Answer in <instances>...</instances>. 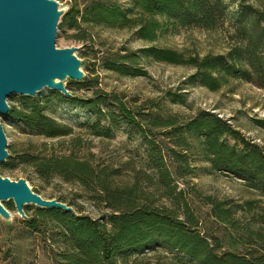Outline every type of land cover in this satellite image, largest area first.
I'll return each instance as SVG.
<instances>
[{"label":"trees","instance_id":"16d2710c","mask_svg":"<svg viewBox=\"0 0 264 264\" xmlns=\"http://www.w3.org/2000/svg\"><path fill=\"white\" fill-rule=\"evenodd\" d=\"M235 1L239 7L236 33L240 38L225 53L185 54L150 44L123 54H101L97 62L120 75L145 74L136 68L141 59L186 66L191 73L185 83L210 91H216L230 79L264 88V0L256 5L250 0ZM129 2V7L124 8L113 0H85L79 8L74 1L59 27L79 29L81 22L111 28L135 25L137 37L151 43L162 26L215 30L223 25L227 15L223 0ZM96 86L84 77L80 82H66L70 96L49 89L34 97L20 96L1 117L24 132L45 139L69 136L73 126L49 113L53 104L63 103L83 108L104 120L105 125L100 121L86 123L92 135L110 137L114 129L124 124L141 137L143 157L137 168L133 164V182L124 186L113 184L120 174L118 168L81 159L73 151L39 156L33 154L31 143L18 154L8 151L9 156L0 164L2 169L12 170L24 164L33 168L41 180L58 177L65 183L77 184L107 210L101 218L92 219L82 215L71 202L57 197L77 214L52 208L38 209L40 218L27 217L24 222L32 234L62 248L52 253L54 259L62 264H264V205L255 199L233 202L205 196L203 202L209 214L223 226L217 234L207 233L187 197L184 177L192 169L188 148L183 146L189 144L185 134L195 139L200 155L213 172L240 179L264 198L261 147L243 137L226 120L204 110L179 125H175L173 115L146 124L142 113L129 109L117 95ZM82 90H90L91 95L79 94ZM165 95L172 103H185L181 93L168 90ZM253 122L264 129V119ZM154 127L165 129L156 133ZM45 217L56 225L48 233L44 229L48 222Z\"/></svg>","mask_w":264,"mask_h":264},{"label":"rangeland","instance_id":"374dc122","mask_svg":"<svg viewBox=\"0 0 264 264\" xmlns=\"http://www.w3.org/2000/svg\"><path fill=\"white\" fill-rule=\"evenodd\" d=\"M61 5L70 6L74 1L82 8L85 0H58ZM124 8L129 7L130 0H113ZM227 6V15L222 26L215 30H204L196 27L170 28L162 26L157 37L151 43L139 39L136 27H106L94 23L81 22L79 29L60 28L58 25L55 39L56 47H76V54L83 61L85 77L96 84L99 89L117 95L126 102L129 109L135 108L142 113L148 124L149 121H159L158 117L174 116L176 124H182L186 119L200 110L213 112L226 120L243 137L261 147L264 153V129L254 124V119H264V88L241 79H230L227 84L216 91H210L202 86L187 85L185 83L191 69L182 65H171L149 59H141L136 68L144 71L143 75H120L102 68L97 57L106 53L123 54L134 51L146 45L172 48L185 54L197 53H225L240 38L236 33L235 17L239 7L235 0H223ZM256 5L259 0H250ZM136 19V18H135ZM171 90L181 93L185 103H172L165 95ZM47 91L42 89L34 96ZM90 96V90L78 91ZM33 96V97H34ZM20 95L7 96L9 106L17 103ZM49 113L62 123L73 126V134L59 138L45 139L35 134L24 132L16 128L14 122L1 118V124L7 137V150H15L16 154L32 145V152L36 155L73 153L93 163L111 165L119 169V175L114 178L113 184L124 186L133 182L135 173L133 168L138 167L143 157V146L140 135L131 128L120 124L114 129L110 137L92 135L86 123L98 120L85 109L69 106L63 103L53 104ZM151 118V120H150ZM149 119V120H148ZM160 133L165 128H152ZM187 150L188 164L191 174L184 177L187 197L191 206L203 220V227L209 234H217L223 229L208 212V206L203 197L211 196L218 201L231 200L242 202L248 199L260 200L264 205V198L256 191L246 187L240 179L225 174L213 172L209 164L200 155V148L195 139L188 137ZM230 143H233L230 140ZM130 162V164H127ZM1 164V163H0ZM0 175L11 179L27 177L29 185L45 198H63L71 202L75 209L92 219L101 218L106 209L102 204L89 198V194L77 184L63 182L54 177L48 181L41 180L33 172V168L19 164L12 170L2 169ZM12 214L7 224L0 218V264H62L54 259L52 253L62 251L56 243L42 242L36 234H32L14 209L11 201L3 202ZM34 205L24 206L28 219L40 218ZM48 220V217H45ZM244 220H242L243 222ZM55 223L48 220L45 232L55 227Z\"/></svg>","mask_w":264,"mask_h":264},{"label":"water","instance_id":"95a60500","mask_svg":"<svg viewBox=\"0 0 264 264\" xmlns=\"http://www.w3.org/2000/svg\"><path fill=\"white\" fill-rule=\"evenodd\" d=\"M58 0H0V163L9 156L1 117L9 112L7 96L33 97L46 88L70 96L67 81L85 77L83 61L76 47H56L58 25L68 11ZM11 201L19 217L27 219L24 206L57 208L77 214L58 198H45L35 192L24 177L0 175V218L9 223Z\"/></svg>","mask_w":264,"mask_h":264}]
</instances>
